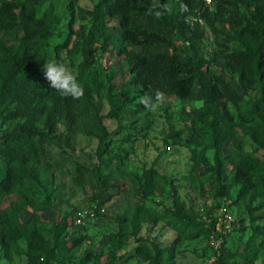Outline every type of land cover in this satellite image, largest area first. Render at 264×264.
<instances>
[{"label": "rangeland", "instance_id": "rangeland-1", "mask_svg": "<svg viewBox=\"0 0 264 264\" xmlns=\"http://www.w3.org/2000/svg\"><path fill=\"white\" fill-rule=\"evenodd\" d=\"M96 1L42 0L35 7L36 16L45 14L50 22L51 35L46 39L49 59L68 65L78 76V64L83 54L86 56L91 69L83 71L77 80L89 89L106 132L99 152L97 139L81 133L67 141L51 139L44 144V159L35 165L32 173L51 190L52 199L38 213L43 241L37 252L44 254L50 237L48 228L59 221L65 225L66 242H73L71 250L64 254L63 264H203L214 258L216 249L210 243L209 234L192 238L190 231L179 227L166 213L168 208H179L193 223L202 222L204 226L209 223V216L216 218L214 226L219 231L213 232L232 252L229 264H264V193L251 203L253 220L235 204L212 209L215 204L212 177L191 169V150L211 163L208 140L191 122L201 101H181L168 96L154 108L136 112V103L141 99L138 92L142 96L144 91L125 84L126 61L114 48V20H108L104 26L95 21L89 12ZM237 10L243 9L239 6ZM238 16L233 14L232 19L221 24L215 20L201 22L195 48L204 59L201 68L207 81L234 89L243 100H248L257 94L237 88L234 77L239 62L232 55L230 22L238 26ZM19 33L17 27L9 34L0 32V37L13 40ZM115 97L123 98L127 104L116 118H108L109 100ZM222 100L227 120L234 125L228 134L230 155L250 153L264 160V147L259 148L253 142L235 104L226 96ZM15 123H0V150L12 144L5 139V134ZM170 128L178 133L174 143H166ZM60 131L62 127L58 125L56 132ZM97 166L106 186L103 199L94 217L79 226L72 225V211L96 206L92 198L97 191ZM149 168L157 172L159 181L154 195L142 197L133 181ZM11 198V194L0 197V213ZM34 214L24 206L18 220L25 222L32 216L37 217ZM119 233L125 234L122 243L116 240ZM28 246L27 240L21 239L16 249H7L0 238V264H29Z\"/></svg>", "mask_w": 264, "mask_h": 264}, {"label": "trees", "instance_id": "trees-1", "mask_svg": "<svg viewBox=\"0 0 264 264\" xmlns=\"http://www.w3.org/2000/svg\"><path fill=\"white\" fill-rule=\"evenodd\" d=\"M41 2L0 0V32L9 34L17 27L20 30L13 40L0 37V123L16 121L5 134V139L12 144L0 150V197L13 196L0 213V238L7 249H16L17 242L26 239L29 264H63L64 254L71 250L73 242H66L65 225L59 221L48 228L50 237L46 244L48 248H42L44 254L41 256L37 252L43 241L38 213L49 206L52 194L32 171L44 159V144L48 140L67 141L74 134L81 133L97 139L99 152L106 132L98 107L85 85H82L83 97L73 100L62 98L45 80L41 66L50 60L46 56V39L51 33L45 14L37 17L35 13V7ZM201 5L200 0H97L89 13L102 26L108 20H114V48L126 61L125 84L141 87L144 91L142 96L138 92L141 99L136 103V112L149 108L142 102L145 98H151L150 103H155L157 91L164 97L174 96L181 101H201L191 122L208 140L207 145L212 149L211 163L191 150V169L212 177L215 203L212 209L235 204L246 210L253 220L251 203L264 193V160L250 153L230 155L228 134L234 125L227 120L222 98L231 99L242 125L250 130L253 142L263 148L264 0H213L212 7L204 10ZM239 6L243 9L240 12L237 10ZM150 9L160 11V18L150 14ZM233 14H240L238 26L230 22L234 42L232 55L239 62L234 70L235 85L242 91H254L257 94L254 99L243 100L236 90L221 88L204 78L201 68L204 59L195 48L200 37V23L186 20L188 16H195L201 22L215 20L221 24L232 19ZM89 68L83 54L77 79ZM126 102L121 97L110 99L106 116L116 118ZM58 125L62 131L57 133ZM170 131L166 143H174L178 134L172 128ZM95 181L94 214L106 187L99 166ZM158 181L157 172L149 168L136 176L133 185L137 193L146 197L154 195ZM24 206L31 208L37 217L20 222L18 213ZM75 211L70 218L72 225ZM166 213L179 227L190 231L192 238L201 234L208 236L214 231V216H209L210 221L204 226L202 222L193 223L179 208H168ZM124 237L125 234L119 233L116 240L122 243ZM231 257L232 252L220 242L214 250L213 264H229Z\"/></svg>", "mask_w": 264, "mask_h": 264}, {"label": "clouds", "instance_id": "clouds-1", "mask_svg": "<svg viewBox=\"0 0 264 264\" xmlns=\"http://www.w3.org/2000/svg\"><path fill=\"white\" fill-rule=\"evenodd\" d=\"M150 14L160 18L162 13L160 11L153 12L149 10ZM43 70V76L48 82L50 88L60 93L62 98H72L73 100H79L84 95V89L80 82L77 80V75L74 73L68 65L58 62L55 59L47 60L41 66ZM165 97L159 91L155 94V103H150L151 98H145L142 102L146 107L154 108L159 103L164 102Z\"/></svg>", "mask_w": 264, "mask_h": 264}, {"label": "built area", "instance_id": "built-area-1", "mask_svg": "<svg viewBox=\"0 0 264 264\" xmlns=\"http://www.w3.org/2000/svg\"><path fill=\"white\" fill-rule=\"evenodd\" d=\"M201 1V8L204 10L205 8L206 9H210L212 7V3H213V0H200ZM187 21H190L192 22L193 20H197L199 23H201V19H199L198 17H195V16H188L186 18ZM93 208H95L93 206ZM94 217V211L91 209H87V210H76L74 215L72 216V223L74 225H81L83 224V222L87 219H90ZM216 218H215V222L214 224L216 223ZM213 230H216V231H219V228H216L215 226L213 227ZM218 236H216L214 234V232L210 233L209 234V240H210V243L213 245V247L215 249L218 248L219 244H220V240L219 238H217ZM213 260L214 258H210L208 260H206L203 264H213Z\"/></svg>", "mask_w": 264, "mask_h": 264}]
</instances>
